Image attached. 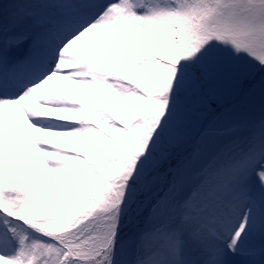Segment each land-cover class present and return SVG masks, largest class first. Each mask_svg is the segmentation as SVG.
I'll return each mask as SVG.
<instances>
[{
  "label": "snow or ice",
  "instance_id": "1",
  "mask_svg": "<svg viewBox=\"0 0 264 264\" xmlns=\"http://www.w3.org/2000/svg\"><path fill=\"white\" fill-rule=\"evenodd\" d=\"M257 92L264 0L0 2V264H264V115L163 171Z\"/></svg>",
  "mask_w": 264,
  "mask_h": 264
},
{
  "label": "rangeland",
  "instance_id": "2",
  "mask_svg": "<svg viewBox=\"0 0 264 264\" xmlns=\"http://www.w3.org/2000/svg\"><path fill=\"white\" fill-rule=\"evenodd\" d=\"M0 2L11 3V0H0ZM257 79H259V77H257ZM56 82L57 81H55V83ZM247 87L248 85L245 83L244 88L247 89ZM225 114H227V119L223 122L231 125H239L238 135L242 134L244 124L259 120L261 116L264 115L259 93L257 92L252 102H249L246 97H240L236 100H225L223 104H218L215 101L210 102L209 111L202 115L196 114L193 116L192 129L188 141L173 152L169 162L164 165L163 171H167L169 167H175L182 159L190 155L192 148L199 139L197 132L202 126L206 125V122L219 120L221 117L225 116ZM210 115L211 117H209ZM125 232L127 233V229Z\"/></svg>",
  "mask_w": 264,
  "mask_h": 264
},
{
  "label": "bare ground",
  "instance_id": "3",
  "mask_svg": "<svg viewBox=\"0 0 264 264\" xmlns=\"http://www.w3.org/2000/svg\"><path fill=\"white\" fill-rule=\"evenodd\" d=\"M52 86L55 88V90L62 95H67L71 91V89L74 87L71 84H68L66 81H55L52 82Z\"/></svg>",
  "mask_w": 264,
  "mask_h": 264
}]
</instances>
